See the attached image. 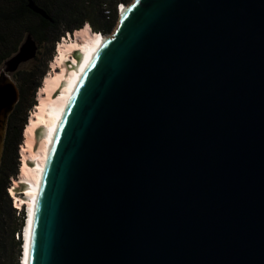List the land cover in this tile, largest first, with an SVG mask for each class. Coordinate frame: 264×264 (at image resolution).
I'll return each mask as SVG.
<instances>
[{
    "label": "water",
    "instance_id": "95a60500",
    "mask_svg": "<svg viewBox=\"0 0 264 264\" xmlns=\"http://www.w3.org/2000/svg\"><path fill=\"white\" fill-rule=\"evenodd\" d=\"M37 50L27 34L0 70V166L11 74ZM29 245L28 264H264V0L119 10L52 138Z\"/></svg>",
    "mask_w": 264,
    "mask_h": 264
},
{
    "label": "trees",
    "instance_id": "16d2710c",
    "mask_svg": "<svg viewBox=\"0 0 264 264\" xmlns=\"http://www.w3.org/2000/svg\"><path fill=\"white\" fill-rule=\"evenodd\" d=\"M132 0H0V70L3 63L17 52L27 34L38 45L29 69L11 74L19 88V100L10 114L0 166V264H20L25 209L13 205L8 189L19 173L18 147L27 113L36 105L35 93L54 46L60 38L75 30L90 27L92 33L109 34L116 26L120 4ZM44 48L42 53L40 49ZM40 55V56H39Z\"/></svg>",
    "mask_w": 264,
    "mask_h": 264
},
{
    "label": "bare ground",
    "instance_id": "6f19581e",
    "mask_svg": "<svg viewBox=\"0 0 264 264\" xmlns=\"http://www.w3.org/2000/svg\"><path fill=\"white\" fill-rule=\"evenodd\" d=\"M124 8L125 5H121L120 12ZM80 30L75 31L69 40L64 37L63 42L57 45L55 58L51 61L53 74L44 77L36 94L37 103L22 133L24 143L20 147L19 173L12 183L10 193L14 195L18 191L22 197L17 196V199L23 206L27 205L25 239H28L29 221L32 227L41 176L62 113L90 55L99 41L106 37L100 33L91 34L89 30L82 28ZM38 143L42 147L40 161L35 159V147ZM22 264H28V255L25 260V247Z\"/></svg>",
    "mask_w": 264,
    "mask_h": 264
},
{
    "label": "rangeland",
    "instance_id": "374dc122",
    "mask_svg": "<svg viewBox=\"0 0 264 264\" xmlns=\"http://www.w3.org/2000/svg\"><path fill=\"white\" fill-rule=\"evenodd\" d=\"M126 5V4H125ZM89 27V26H88ZM83 30L85 29V30H88V28L87 27H83L82 28ZM115 29V27L113 28V30ZM113 30L109 33V34H106V35H110L112 32H113ZM75 31H77V30H75ZM74 31V32H75ZM78 31H81L80 29L78 30ZM73 32V33H74ZM73 33L72 34H67L66 36H65V38H66V40H69V38H70V36L71 35H73ZM59 42H63V39L62 38H60V40L58 41V43L54 46V50H53V55H52V57H51V60L49 61V63L47 64V72L45 73V75L41 78V85H42V82H43V79H44V77L46 76V75H50V74H53V70H52V68H51V61H52V59H54L55 58V49H56V47H57V45L59 44ZM44 51V48H41L40 49V52L39 53H42ZM40 56V55H39ZM36 62L35 61H29V62H27V63H24V64H22L18 69H29V68H31L34 64H35ZM39 90H40V88H38ZM39 90H37V92L39 91ZM37 92L35 93V100H36V94H37ZM36 103H37V100H36ZM34 108V107H33ZM33 108L31 109V111L29 112V113H27V119H26V121L28 122V119H29V115H30V113L33 111ZM24 130V129H23ZM23 130H22V133H23ZM22 133H21V137H22V141H21V145L24 143V138H23V135H22ZM21 145H19V147H18V163H19V165H20V159H21V156H20V147H21ZM35 152H36V156H35V159L36 160H38V161H40V159H41V155H42V147H41V145L38 143L37 145H36V147H35ZM19 167V166H18ZM19 169V168H18ZM13 181H14V179L13 180H11V187L10 188H12V183H13ZM16 192H18V191H16ZM8 193L10 194V195H12V193H10L9 191H8ZM18 194V193H17ZM14 198V197H13ZM13 198H12V200H13ZM13 205L15 206V207H17L19 210H24V207L23 206H17L15 203H14V201H13ZM25 212H26V209H25ZM26 214V213H25ZM25 223H26V219H25ZM25 227V226H24ZM23 232H24V228H23ZM23 232H22V238H23ZM22 257V256H21ZM21 261H22V259H20V261H19V263L21 264Z\"/></svg>",
    "mask_w": 264,
    "mask_h": 264
},
{
    "label": "snow or ice",
    "instance_id": "6c2138e0",
    "mask_svg": "<svg viewBox=\"0 0 264 264\" xmlns=\"http://www.w3.org/2000/svg\"><path fill=\"white\" fill-rule=\"evenodd\" d=\"M85 27H87V25H85ZM8 191L11 192L12 189L9 188ZM30 225H31V221H29L28 239H26L25 245H24V247H25V260H27L28 249H29V246H30L29 245V241H30V238H31V227H30Z\"/></svg>",
    "mask_w": 264,
    "mask_h": 264
},
{
    "label": "clouds",
    "instance_id": "9594fccd",
    "mask_svg": "<svg viewBox=\"0 0 264 264\" xmlns=\"http://www.w3.org/2000/svg\"><path fill=\"white\" fill-rule=\"evenodd\" d=\"M119 7H118V12H119ZM88 26V25H87ZM90 32H91V30H90ZM24 209H25V207H24ZM26 218H27V216H26ZM26 224V223H25ZM25 227H24V232H23V244H22V255L24 254V251H23V249H24V245H25ZM21 259H22V257H21ZM22 264V263H21Z\"/></svg>",
    "mask_w": 264,
    "mask_h": 264
},
{
    "label": "built area",
    "instance_id": "2783aa9c",
    "mask_svg": "<svg viewBox=\"0 0 264 264\" xmlns=\"http://www.w3.org/2000/svg\"><path fill=\"white\" fill-rule=\"evenodd\" d=\"M120 5H121V4H120ZM120 5H119V8H120ZM87 28H88V30L90 31V27L87 26ZM62 39H64V37H62Z\"/></svg>",
    "mask_w": 264,
    "mask_h": 264
}]
</instances>
